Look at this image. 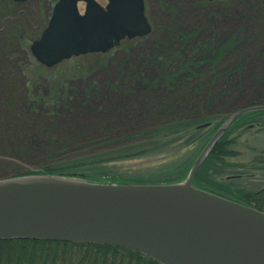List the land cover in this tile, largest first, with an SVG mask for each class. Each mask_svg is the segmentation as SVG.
Segmentation results:
<instances>
[{"label":"rangeland","instance_id":"rangeland-1","mask_svg":"<svg viewBox=\"0 0 264 264\" xmlns=\"http://www.w3.org/2000/svg\"><path fill=\"white\" fill-rule=\"evenodd\" d=\"M55 1L26 0L25 7L11 5L7 9L4 7L5 2L0 0V179L16 174L37 173L44 165H66L68 168H89L85 172L89 174V178L85 179L97 182H180L186 177L214 130L226 119L232 106L264 103V82L256 76L264 72V51L260 58L255 53L258 47L264 49V12L258 23L254 17L260 9L259 6L264 5L259 0H143L144 15L150 25L148 34L151 28L153 32L150 34L153 37L161 33L164 43L167 42L165 33L156 30L170 16L167 12L171 10L177 11L178 17L174 21L180 25L187 18L202 25L208 23L209 19V30L204 32L203 38L217 31L220 32L217 37L223 38L240 32V28L244 33L256 34L255 41H249L246 47H241L233 56L221 61L228 62V70L233 69L234 62L241 63L242 67L240 73L234 69L231 71L230 78L235 81L232 83L230 103L215 107L211 114L212 121H206L209 125L197 127L206 123L201 122L193 131H181L182 133L163 138L155 137L151 139L153 142L149 141L151 145H148L144 135L151 134L158 127L155 125L159 120L157 115L153 116L145 111L143 116H136L131 120L128 113L132 107L129 103L135 100V105L136 99L129 95H119V92L112 94L105 86L108 78L120 77L118 70L126 78L133 77L141 69L153 73L154 69L147 66L145 60L141 62V58L137 57L147 44L148 38L144 37L148 34L124 37L106 52L71 56L47 67L34 58L30 45L45 27ZM96 1L101 5L106 4V0ZM77 7L82 13L84 3L79 2ZM210 13L215 15L214 18L209 17ZM87 85L92 89H85ZM212 85L219 90L224 86L217 82ZM88 97L90 99H85ZM186 99L188 102L183 106L189 111L186 116L190 120L207 113H194L196 109L192 105V92L186 95ZM52 100H56V107L51 104L54 103ZM214 100L216 99H212L208 108L216 105L212 104L216 103ZM118 102L127 103L128 112H119L110 107L111 103ZM135 107L139 108L137 105ZM90 121L107 122L108 133L104 136L107 140L88 147L83 145L88 139L100 138L96 128L86 135L85 129ZM248 125L239 126L228 135L234 139L230 147L237 154L226 160L235 166L225 169L221 175L213 176L216 181L231 176L227 178L231 186L244 190L264 186V127L259 122L251 127ZM57 135L61 136L58 138L60 141L67 137L66 143L52 148L47 139ZM135 145L142 146L146 151L96 163L102 155L114 156L116 150ZM23 150L25 156L19 157L15 154L17 151L23 153ZM186 165L185 175L177 180L178 168ZM65 258L64 264H74V258Z\"/></svg>","mask_w":264,"mask_h":264},{"label":"water","instance_id":"water-1","mask_svg":"<svg viewBox=\"0 0 264 264\" xmlns=\"http://www.w3.org/2000/svg\"><path fill=\"white\" fill-rule=\"evenodd\" d=\"M149 30L143 0H56L30 52L49 67L106 52ZM258 110L264 104L230 113L180 182L108 183L48 173L0 179V240L119 246L160 264H264V212L192 185L218 139L239 117Z\"/></svg>","mask_w":264,"mask_h":264},{"label":"trees","instance_id":"trees-1","mask_svg":"<svg viewBox=\"0 0 264 264\" xmlns=\"http://www.w3.org/2000/svg\"><path fill=\"white\" fill-rule=\"evenodd\" d=\"M2 1L5 2L4 7L7 9L11 5L22 8L25 7L26 3H13L10 0ZM259 1L264 3V0ZM259 1L257 2L258 5ZM259 8V11L254 16L257 19V23L260 15L261 18L263 17L264 5L259 6ZM224 12L228 14V12ZM176 13L177 11L174 12L173 10L167 12L170 16L156 30V32L162 31L165 33L167 42L164 43L160 37L161 33L153 37L150 34L153 32L151 28L150 33L144 37L148 38L146 40L147 44L144 45L145 47L142 49V53L137 55V57L139 56L138 58H141V62L145 60L147 66H151L154 69L153 73L145 72L141 69L136 71V74H134L135 77L126 78L118 70V76L121 78L111 77L105 83V86L110 89L112 94L119 92V95H129L136 99L135 105L139 106V108L135 107L133 102L135 100L129 103V106L132 107L130 113H128L131 120L134 117L136 118V116H143L145 111L150 112V115H157L159 120L155 125L158 127L153 129L151 134L144 135L147 142L152 141L151 139L155 137L163 138L182 133L181 131H193L199 123L212 121L211 114L215 107L217 105L224 106L231 101L230 98L232 95L230 93H232V83L235 81L234 78H230L232 77L231 71L234 69V71L240 73L242 68L241 63L237 64L234 62V64L232 63L233 69L228 70L226 64L228 62L222 63L221 61L233 56L241 47H246L249 41L256 40V34L244 33L242 28H240V32L226 35L223 38L217 37L220 34L219 31L209 35L207 38H203L204 32H208L209 30V19L208 23L206 22L202 25L193 21L191 18H187L185 23L180 25L179 22L174 21V18L178 17ZM214 16L213 13L209 15L211 18H214ZM256 50L258 52H255L256 56L260 58L263 55L261 52L264 49L258 47ZM256 76H258V80L264 82V72ZM214 82L223 83L224 86H221V90L215 89L212 85ZM84 88L92 89L89 85ZM191 92L194 96L192 105L196 109L194 113L201 114L207 111V113L199 115L193 120H190V117L186 116L187 114L189 115V111L183 106V104L188 102L186 95H189ZM85 99H90V97ZM212 99H216L214 100L216 103H212L216 105L208 108ZM51 102H54L51 104H54V107H56V100H52ZM247 105H250V103ZM111 106L119 112L125 110L128 112L127 110H129L127 103H111ZM145 106L148 107L146 108ZM244 106H246V103L236 104L231 108L229 107L230 109L227 114L229 115ZM257 122L264 127V110L248 112L239 117L224 135L218 139L210 153L196 169L192 185L264 212L263 185L258 189L244 190L239 187L237 189V187H232L230 181H228L227 178L230 177L222 181H216L213 177L214 175H221L225 172V169H229L232 165L235 166L232 163H227L226 160L228 157L237 154L230 147L234 139L228 135L239 126L249 124L248 127H251ZM94 128L98 131L97 135L100 138L97 140L88 139L83 145L89 147L107 140L104 137L108 133L107 122L99 121L96 123L90 121L87 129H85L87 134H85L88 136L91 129ZM60 137L58 135L56 137H50L47 139L48 145L52 146V148H58L59 145L65 144L67 137L63 141L58 140ZM139 137H142V135ZM148 145H151V143L149 142ZM141 147L140 145H135L130 148L116 150L114 156L102 155L96 163L101 160L137 155L142 153V150L146 151V149H142ZM132 150L134 152L131 153L130 151ZM15 154L19 157L26 155L24 150L23 153L17 151ZM257 158L255 161H257ZM88 169L77 166L68 168L66 165H44L36 174L48 173L89 178L87 176L89 174L85 173ZM186 169L187 165L178 168V172L176 173L177 180H180L185 175ZM76 171L82 173H76ZM17 175L19 174L14 176ZM66 256L71 259L74 258V264H160L135 250L119 246L35 239L0 240V264H64L63 262L66 260Z\"/></svg>","mask_w":264,"mask_h":264}]
</instances>
